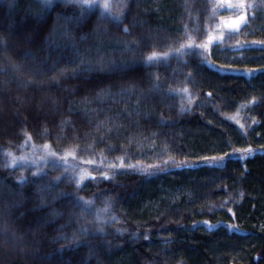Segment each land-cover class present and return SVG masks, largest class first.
Segmentation results:
<instances>
[{"label":"trees","instance_id":"obj_1","mask_svg":"<svg viewBox=\"0 0 264 264\" xmlns=\"http://www.w3.org/2000/svg\"><path fill=\"white\" fill-rule=\"evenodd\" d=\"M110 2L0 0V264H264V0L231 35L218 0ZM28 141L104 162L49 190L61 167H5Z\"/></svg>","mask_w":264,"mask_h":264},{"label":"snow or ice","instance_id":"obj_2","mask_svg":"<svg viewBox=\"0 0 264 264\" xmlns=\"http://www.w3.org/2000/svg\"><path fill=\"white\" fill-rule=\"evenodd\" d=\"M34 2L39 5V10L41 13H43L46 11H50L51 8L53 7V5L56 3V0H34ZM63 2L71 3V4L78 6L81 9V15H83L84 11L96 6L98 3V0H63ZM225 5L227 6V8L229 10H232L234 12L239 13L238 15H236L230 19H227V20H225L224 18L221 19V23H222L223 27L227 30V34L231 35V34H234L236 31H238L244 24L247 23V20H248L247 9L254 7V5L250 4V3H246L245 0H218V2L214 5V7L212 9V13L215 14V12L217 10L223 8ZM99 7L101 9V12H100V18L101 19L111 18L118 23L124 15L123 11H120V12L113 14L112 13V5L109 2V0H104V2L102 4H99ZM125 7H126L125 5H121L122 9H124ZM123 31L127 33L129 31V29L127 27H125L123 29ZM215 40H216V37L209 35L207 43L196 45L193 42H189L188 44H181V46L179 48L174 49L172 51L178 56L181 54H190L194 50H198V49L199 50H205V49H207L209 47V45L212 44ZM257 44L264 47V42H262V41L253 42V45H257ZM129 46L130 45H128V44L125 45V47H129ZM236 47L239 49V48L248 47V45L240 44L238 42ZM168 55H169V53L163 54L164 58H167ZM160 58L161 57L156 52H152L147 56L144 63L146 65H150L151 63L158 61ZM81 61L83 63V57H81ZM20 67H21L20 65H14V68L16 70H19ZM83 70H85V71H94V70L95 71H102V70H104V68H103V64L101 62V66H99V67L93 68V66L91 64H89L88 67L86 69H83ZM62 73H63V70H62ZM31 82H32L31 80H28L26 83H31ZM182 91L187 92L188 90L185 88ZM29 139H30V137H29ZM43 147L46 150V156L43 158H40V160L31 162L32 166L37 168V171H35L33 173L34 177L43 176L46 174L45 172H43L39 168V164L41 162L52 163L54 166H57V167L63 166L66 169V171L64 173H62L60 176H57L52 182L49 183L48 189L51 190L53 187L56 186V184H58L60 182V180L64 176H69L67 169L73 168L74 166L70 165L68 163L67 158L70 156L74 157V152H66L64 157L56 159L57 153L54 151H50V146L48 144H45ZM245 151H251V149H247ZM6 155L11 157V161L8 164H6L5 167H9V168L15 167L18 165V162H23L25 164L29 163L25 157H15L12 153H6ZM206 159H208V158H206ZM213 159H215V158H213ZM61 161H63V163H61ZM85 163L93 164L94 161L88 160ZM103 176H104V179H109L107 173L103 174ZM69 178L75 181L77 188L82 187L83 182H85L87 179H89V178L95 179V177L92 176L91 172H84V171H81L78 175L75 172H73L69 176ZM17 179H18V182L21 184L27 182V178L24 177L23 175H21ZM58 195L59 196H67L70 194L62 192V193H58ZM92 204H93V202L91 200H85L83 197H77L74 201V206L81 208L82 213H87L91 209ZM107 210H108V205L106 202L105 208L103 210L97 211V215H96V221H97L96 231L97 232H100V233L103 232V228L100 227V225L104 223L101 212L102 211L107 212ZM80 231L85 233V234L87 233L86 229H80ZM63 238H66V237H63ZM72 239L76 242L77 245L80 243L78 237H76L75 235L72 237ZM73 246H75V245H73Z\"/></svg>","mask_w":264,"mask_h":264},{"label":"rangeland","instance_id":"obj_3","mask_svg":"<svg viewBox=\"0 0 264 264\" xmlns=\"http://www.w3.org/2000/svg\"><path fill=\"white\" fill-rule=\"evenodd\" d=\"M103 2H104V0H98V3L96 6L99 7V4H102ZM109 2H110V0H109ZM230 18H232V17L225 18V20L230 19ZM44 145L45 144H33L30 141H28L27 143L20 145L18 147L17 151L14 150V151L7 152V153H12L15 157H25L29 163L25 164L23 162H18L17 166H25L27 168H30L32 171H35V170H37V168L32 166L31 162L40 160V158H43L46 156V150L43 147ZM50 151H53V150L50 148ZM65 153L66 152H63L61 154L57 153L56 159L64 157ZM67 159H68V163L70 165L74 166L73 168L67 169V172L69 173V175H71L73 172H75L77 175L81 171L89 172V168L91 167V165L100 166L102 164V162H104L103 160H101L99 158H81V157L78 158L75 156V154H74V157L70 156ZM88 160H92V161H94V163L93 164L85 163ZM10 161H11V157L7 156L6 157V164H8ZM61 163H63V161H61ZM45 164H48V163L41 162L39 164V168H42ZM126 166L132 167V166H128V165H126ZM60 167L64 170V172L66 171V169L63 166H60ZM105 214H106V212H103V211L101 212V215H102V218L104 221H105V219H104ZM111 220H113V219H111Z\"/></svg>","mask_w":264,"mask_h":264}]
</instances>
